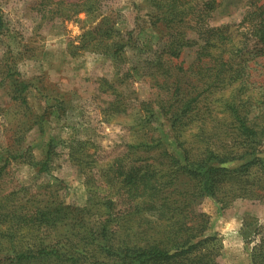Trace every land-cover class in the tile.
<instances>
[{"label":"trees","instance_id":"1","mask_svg":"<svg viewBox=\"0 0 264 264\" xmlns=\"http://www.w3.org/2000/svg\"><path fill=\"white\" fill-rule=\"evenodd\" d=\"M142 1L158 40L135 68L148 95L127 99L128 73L103 80L107 118H131L122 151L100 162L92 141L68 139L63 154L87 194L84 205L71 206L61 199L63 182L51 176L59 145L48 140L36 160L30 144L10 140L0 154V264H217L222 246L206 234L203 201L221 210L236 200L264 204V84L251 80L264 57V0L246 1L236 29L213 23L218 0ZM62 3L39 2L35 11L68 19L100 15L103 7V0ZM102 19L105 28L82 35L80 48L127 63L138 36ZM5 72L17 75L15 63L0 69L1 78ZM8 87L25 116L17 128L41 133L43 115L30 111L23 94L29 86ZM15 166L41 181L13 180ZM244 221L241 238L254 241L249 263L264 264V229Z\"/></svg>","mask_w":264,"mask_h":264},{"label":"rangeland","instance_id":"2","mask_svg":"<svg viewBox=\"0 0 264 264\" xmlns=\"http://www.w3.org/2000/svg\"><path fill=\"white\" fill-rule=\"evenodd\" d=\"M46 0H0V11L6 26V33H0V69L15 63L17 75L0 77V154L10 140L18 138L34 148L36 160L42 158L48 140H54L57 156L51 168V176L63 182L61 199L71 206H82L87 194L77 172L69 165L63 153L68 139H89L95 146L96 158L111 159L128 139L127 126L131 118L111 119L102 109L111 100L105 93L103 80L129 75L132 96L127 99H145L147 85L141 79V62L147 57L146 51L157 44V36L149 26L150 11L142 0H103L100 15L91 16L79 12L70 18L43 19L35 10L39 2ZM74 3L80 0H51ZM247 0H218L221 8L214 14V24H228L233 29L241 20L243 6ZM54 4L46 8L53 9ZM60 5L61 8H63ZM61 10V9H60ZM70 14V13H69ZM115 22L121 31H131L138 43L137 50L126 52L127 63L116 64L110 58L87 49L80 48V37L105 22L102 18ZM144 46L145 49H141ZM255 70L251 80L264 84V57L252 65ZM137 73V75H136ZM17 80H14L16 79ZM24 81V82H22ZM25 83L29 87L30 111L43 115L41 133L34 127L24 134L17 126L25 119L20 110L10 101L8 85ZM41 86V91L35 88ZM132 104V103H131ZM170 144V134L166 125L160 126ZM23 137V138H22ZM10 177L25 185L41 181L27 167H12ZM201 209L209 216L208 236H216L221 242L217 264H250L249 249L253 242L245 241L241 233L245 229L243 221L255 220L264 229V204L247 200H236L229 207L220 209L210 199H205ZM251 218L250 220L248 219Z\"/></svg>","mask_w":264,"mask_h":264}]
</instances>
